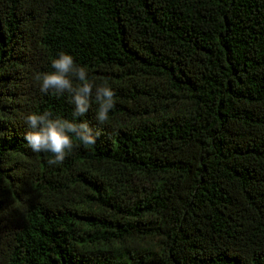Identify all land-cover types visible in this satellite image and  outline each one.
<instances>
[{"label": "trees", "instance_id": "16d2710c", "mask_svg": "<svg viewBox=\"0 0 264 264\" xmlns=\"http://www.w3.org/2000/svg\"><path fill=\"white\" fill-rule=\"evenodd\" d=\"M61 51L115 106L49 165ZM0 264H264V0H0Z\"/></svg>", "mask_w": 264, "mask_h": 264}, {"label": "clouds", "instance_id": "9594fccd", "mask_svg": "<svg viewBox=\"0 0 264 264\" xmlns=\"http://www.w3.org/2000/svg\"><path fill=\"white\" fill-rule=\"evenodd\" d=\"M52 71L37 73L35 80L40 91L61 96L69 93L74 109L72 118L54 116L50 111L31 112L25 117L27 132L24 139L34 153H49V165L63 163L66 156L82 145H95L99 133H94L84 117L92 107L93 96L97 103L96 120L104 124L115 106V91L107 82L97 84L89 78L86 66L78 64L64 51L51 61ZM78 142V143H77Z\"/></svg>", "mask_w": 264, "mask_h": 264}]
</instances>
